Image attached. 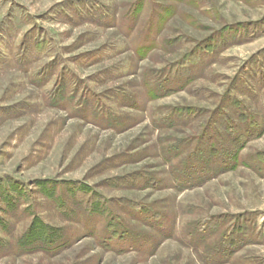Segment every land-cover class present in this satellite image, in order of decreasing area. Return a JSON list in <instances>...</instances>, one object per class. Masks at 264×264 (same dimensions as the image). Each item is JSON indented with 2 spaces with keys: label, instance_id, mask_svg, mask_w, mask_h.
I'll return each instance as SVG.
<instances>
[{
  "label": "rangeland",
  "instance_id": "rangeland-1",
  "mask_svg": "<svg viewBox=\"0 0 264 264\" xmlns=\"http://www.w3.org/2000/svg\"><path fill=\"white\" fill-rule=\"evenodd\" d=\"M0 264H264V0H0Z\"/></svg>",
  "mask_w": 264,
  "mask_h": 264
},
{
  "label": "trees",
  "instance_id": "trees-1",
  "mask_svg": "<svg viewBox=\"0 0 264 264\" xmlns=\"http://www.w3.org/2000/svg\"><path fill=\"white\" fill-rule=\"evenodd\" d=\"M77 185H79V184H73L70 188H71V190L70 191H72V196H75V195H83V190H81V189H79V190H77L75 187L77 186ZM76 197V196H75ZM77 198V197H76ZM77 199H79V198H77ZM97 204L99 205V201H96V202H92L91 200H86L85 201V207H90L91 206V208L92 207H95V206H97ZM60 206H62L61 204H60ZM85 209H87V208H85ZM39 221V219L38 218H35V221H33L34 222V224L33 225H36V223ZM40 222V221H39ZM31 228H33L32 226H31ZM42 229H50V228H48L45 224L43 225V227H42ZM52 230H54L55 231V229H52ZM56 231H58V230H56ZM119 232V237H121V236H123V234L122 235H120V233H127V231L125 230L124 232L121 230V229H119V228H113V230H112V232H111V236H110V238L112 239L115 235H117V233ZM58 233H59V231H58ZM56 234V233H55ZM126 235V234H125ZM55 237H61L60 236V234H56V236ZM48 238V239H47ZM49 238H51V235H47V234H45L44 235V238L43 239H47V241H45V244L46 245H48L49 246V244L51 243L50 241L51 240H49ZM110 238H108L109 240L108 241H110L111 239ZM27 243V242H26ZM135 243H136V241H135ZM23 245H26V244H23ZM32 247V246H31ZM46 250V249H45ZM47 251V250H46ZM50 251V250H49Z\"/></svg>",
  "mask_w": 264,
  "mask_h": 264
}]
</instances>
